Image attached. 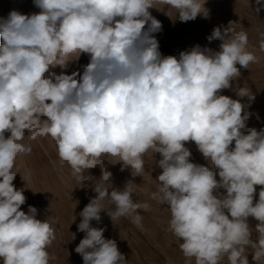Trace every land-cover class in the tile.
<instances>
[{
  "label": "clouds",
  "instance_id": "obj_1",
  "mask_svg": "<svg viewBox=\"0 0 264 264\" xmlns=\"http://www.w3.org/2000/svg\"><path fill=\"white\" fill-rule=\"evenodd\" d=\"M256 2L259 5L261 0ZM33 3L39 13L13 10L0 18L3 264L50 262L55 221L36 218L33 206L27 213L22 211L26 197L13 184L20 174L18 158L31 154L32 141L49 137L55 142L60 166L67 164L70 178L81 185L93 179L87 170L108 157L135 177L145 172V154L159 153L162 158L157 165L162 172L150 198L168 205V230L178 239L186 264L193 260L220 264L225 256L228 264H249V247L256 264H264V129L242 132L249 118L245 105L220 94L241 76L237 65L249 69L257 61L247 49L244 28L238 30L231 21L226 28H214L207 39L220 40L219 51L196 45L178 57L163 56L154 35L162 24L149 9L163 12L173 22H188L197 16L209 17L206 0ZM260 50L264 51V37ZM82 54L89 57L82 74H66ZM56 68L61 71L57 73ZM235 91L240 98L255 99L247 87ZM187 142L196 144L209 166L190 161ZM111 175L102 167L93 189L97 195L79 213L77 230L84 238L75 252L83 264H127L116 241L104 237L106 229L91 224L101 221L102 211L112 221L130 217L142 227L138 210L150 208L148 203L134 201V182L116 189ZM256 186L262 187L254 203ZM105 199L111 200L115 211L105 210ZM249 217L259 222L255 229Z\"/></svg>",
  "mask_w": 264,
  "mask_h": 264
},
{
  "label": "rangeland",
  "instance_id": "obj_2",
  "mask_svg": "<svg viewBox=\"0 0 264 264\" xmlns=\"http://www.w3.org/2000/svg\"><path fill=\"white\" fill-rule=\"evenodd\" d=\"M261 5H264V0H261L259 5L256 0H206L205 7L209 10V17L197 16L195 20L188 22L178 19L173 22L163 12L155 8L149 9L152 16L162 24L161 30L154 35L159 41V50L163 56L178 57L181 51L190 50L196 45L219 51L221 41L214 39L209 42L207 39L214 28H226L230 21L236 22L238 30L244 28L248 35L247 49L254 53L257 61L250 64L249 69L237 65L241 76L231 82V88L221 90L220 94L240 99L245 105L244 111L249 113L246 128L241 130L245 134L249 128H255L257 131L264 129V51L260 50V42L264 37V7ZM257 8H260L259 12ZM172 18L175 19L174 10ZM88 63V55L82 54L77 61L70 64L66 73L76 71L82 74L83 67ZM240 87L249 88L255 99L238 97L235 89ZM25 134L27 135V130ZM31 144V154L21 156L17 160L20 174L16 175L13 184L17 190L23 189L26 197V203L21 206L22 211L27 213L29 206H33L37 209L36 218L55 221L53 227L56 240L48 248L51 257L49 264H83L82 256L75 252L80 240L84 238V233L77 230V225L82 219L79 213L90 199L97 195L93 189L95 180L101 176L102 167L111 172L110 183L113 188L123 190L128 181L134 182V201L148 203L150 208L147 211L138 210L143 217L142 227L133 224L130 217L112 221L106 211L101 212L99 223L91 222L92 226L106 229L104 237L116 241L118 250L124 254L127 264H186V258L178 246V239L168 230L171 218L168 205H161L150 198L158 189L155 179L162 172L157 165V161L162 158L159 153H146L145 172L142 176L135 177L129 168L123 167L122 163H116L115 158L108 157L101 165L87 170L86 175L93 179L86 180L81 185L70 178L67 164L60 166L55 142L50 137L32 141ZM232 146L234 147V142ZM185 147L191 151V162L209 166L194 142H187ZM26 172L31 173L30 177ZM217 179H220L218 170ZM261 187L256 186L254 203L259 199ZM218 191L221 195H226L224 189ZM103 203L105 210L115 211V205L110 199H105ZM73 216L76 217L74 222ZM248 222L253 229L259 223L253 217H249ZM252 239H256L255 231ZM246 255L249 264H256L253 260L254 252L250 247L246 250ZM0 264H3L2 260ZM192 264H195L194 260ZM220 264H228L226 256Z\"/></svg>",
  "mask_w": 264,
  "mask_h": 264
},
{
  "label": "bare ground",
  "instance_id": "obj_3",
  "mask_svg": "<svg viewBox=\"0 0 264 264\" xmlns=\"http://www.w3.org/2000/svg\"><path fill=\"white\" fill-rule=\"evenodd\" d=\"M13 10L25 15H31L40 12V9L34 5L33 0H0V18H7L9 13ZM54 71L58 73L61 70L56 68ZM41 119H46V117H42Z\"/></svg>",
  "mask_w": 264,
  "mask_h": 264
}]
</instances>
